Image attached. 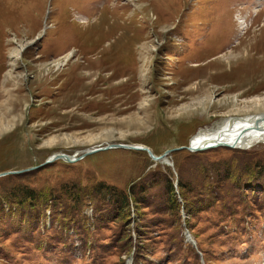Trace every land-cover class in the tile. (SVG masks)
<instances>
[{
    "label": "rangeland",
    "instance_id": "rangeland-1",
    "mask_svg": "<svg viewBox=\"0 0 264 264\" xmlns=\"http://www.w3.org/2000/svg\"><path fill=\"white\" fill-rule=\"evenodd\" d=\"M262 114L264 0H0V264H264V144L179 150Z\"/></svg>",
    "mask_w": 264,
    "mask_h": 264
},
{
    "label": "water",
    "instance_id": "water-1",
    "mask_svg": "<svg viewBox=\"0 0 264 264\" xmlns=\"http://www.w3.org/2000/svg\"><path fill=\"white\" fill-rule=\"evenodd\" d=\"M251 131H255V132H263L264 131V116L261 117L260 119H256L254 122V125L251 127H246L244 128V130L240 133V137L245 136V134H248ZM192 141V140H191ZM190 141V144L188 147H183L179 150H187L190 153H203L212 149H218V148H227V149H232V150H250L253 148V146L248 149V148H237V147H233L229 144H224V143H212L209 142L207 144H203L201 146H194V144H192ZM256 146V145H255ZM129 150V151H142V152H146L148 153V155L150 156V158L155 161V162H164L166 165L173 167V164L171 162H169L168 158L169 156L175 152L176 150H169L167 151L164 155L162 156H156L153 151L149 148L143 147V148H138V147H133L130 145H122V144H116V145H108L106 147L103 148H99V149H95L92 151H88L85 152L83 155L81 156H70V155H65V154H57L54 155L53 158H51L48 162L45 163V165L48 164H52L56 161H63L67 164H76L79 163L81 161H83L84 159L93 156L95 154L101 153V152H106V151H110V150ZM36 168H32V169H28L25 171H19V172H10V173H3L0 174V178L6 177V176H11V175H20V174H24L26 172H30L35 170ZM186 239L187 242L191 243L194 247L197 246L196 242L194 241V239L192 238L191 234L189 231L186 232ZM132 259L127 263V264H132Z\"/></svg>",
    "mask_w": 264,
    "mask_h": 264
},
{
    "label": "trees",
    "instance_id": "trees-1",
    "mask_svg": "<svg viewBox=\"0 0 264 264\" xmlns=\"http://www.w3.org/2000/svg\"><path fill=\"white\" fill-rule=\"evenodd\" d=\"M239 155H244V156H248L249 155V152H247V151H241V150H238V151H236ZM202 153H200V154H196L195 156H198V155H201ZM77 164V163H76ZM71 165V164H70ZM175 165V164H174ZM247 167L248 166H246V168L245 169H243V171L242 172H244L246 169H247ZM259 169H257L256 171H250V172H248V174L249 173H254V175L256 176V180H255V182L253 183V185L254 186H251L250 188L251 189H255V188H261V189H263V191H264V179L261 177V176H263V175H261V172H263V169H261L260 167H258ZM246 171H248V170H246ZM245 171V172H246ZM178 177V176H177ZM261 180V181H260ZM176 185H177V189H178V192L176 191ZM214 187V186H213ZM213 187L210 189V190H212V194L213 195H215V194H217V192H216V190H214L213 189ZM236 187H241L240 185H236V186H233V187H230V188H228V189H232L233 191L236 189ZM107 190H110V189H107ZM171 192L173 193V198H174V203H172V204H174V207H177V209L178 210H181L182 208L183 209H185L186 211H188V208L191 206V208H194L195 206H196V204L197 203H201V202H199L198 201V199H199V196H198V199L197 200H195V202H193V203H195V205H190L189 207H188V203H190L188 200H187V195L184 193L185 192V185L183 184V180H179V178H178V183L177 184H173L172 183V185H171ZM209 190V191H210ZM75 192L76 193H80V196H78L79 197V199H84L87 195L89 196V194H88V192H89V190H87V189H83V188H79V190H77V189H75ZM114 192V190L111 188V190H110V193L111 194H114L113 193ZM83 193H85V194H83ZM34 194V190H28V191H26L24 194H23V197L26 199V198H31V200H33V199H35V196L33 195ZM81 194H83V195H81ZM36 195V194H35ZM123 195L124 196H121V199H122V207H121V210H122V212L124 213V211L126 212V210H128L129 209V204H130V200H129V197L125 194V193H123ZM186 196V198H185V196ZM22 196V195H21ZM21 196H17L18 198H21ZM42 196V195H41ZM117 196V198L120 196V195H116ZM200 196H203V194L200 192ZM219 195H217L216 197H218ZM255 196H257V194L255 195ZM34 197V198H33ZM76 197V196H75ZM90 197H94V194L92 195L91 194V196ZM177 197V198H176ZM178 197H183L184 199H182L183 200V202H179L178 201ZM114 198H115V194H114ZM37 200V198L35 199V201ZM42 200L43 199H39L38 201H36V203H41L42 202ZM187 200V201H186ZM74 201V200H73ZM82 202H85V201H80V203H82ZM24 203V202H23ZM137 204V203H136ZM137 208V205L134 207V209H136ZM77 210V209H76ZM137 210H138V208H137ZM224 210L227 212V215L229 216V217H233V218H235V215L237 214V211H228V207H226V206H224ZM180 212V211H179ZM75 211L72 213L73 215H75ZM122 213V215H124V217H126V215L125 214H123ZM127 214H128V216L130 215V209L126 212ZM248 214V213H247ZM179 215H180V217H181V213H179ZM123 221V220H122ZM188 224L189 225H191V223H189L188 222ZM131 224H129V225H127V226H130ZM129 229V228H128ZM129 231H130V229H129ZM190 231V230H189ZM191 235L192 236H194V238H196V240H197V236L191 231ZM128 235V239L130 238V240L128 241V245H130L129 247H132V245H133V243H134V240H133V238H132V235H131V233H129V234H127ZM127 238H126V240H127ZM137 240V243H138V249H139V252H138V255L140 254V253H142L141 252V249H142V246L140 245V238H138V239H136ZM200 245L201 246V243L199 242V240H198V243H197V245ZM199 245H198V251L199 252H201L202 253V255H203V258H204V253H203V251H202V249L199 247ZM198 251H197V253H196V256H197V259H196V261H197V264H201L200 262H199V259H200V256H199V254H198ZM177 255H178V257L180 256V254L179 253H177ZM180 260H181V263L180 264H183L185 261H184V259L182 260V258H180Z\"/></svg>",
    "mask_w": 264,
    "mask_h": 264
},
{
    "label": "bare ground",
    "instance_id": "bare-ground-1",
    "mask_svg": "<svg viewBox=\"0 0 264 264\" xmlns=\"http://www.w3.org/2000/svg\"><path fill=\"white\" fill-rule=\"evenodd\" d=\"M263 116L264 114L257 116H249L245 118H230L228 120H224L223 123L212 128L211 130L200 132L197 136L193 138L192 144H194V146H201L209 142L212 143L221 142L240 149L241 148L249 149L250 147L253 146V144L256 143L264 144V131L263 132L251 131L248 134H245V136L238 138L240 136V133L244 130V128L253 126L255 120L260 119ZM138 148H143V147L138 146Z\"/></svg>",
    "mask_w": 264,
    "mask_h": 264
}]
</instances>
